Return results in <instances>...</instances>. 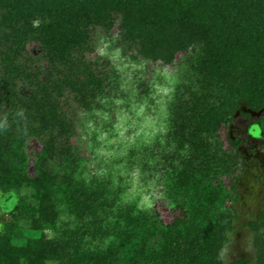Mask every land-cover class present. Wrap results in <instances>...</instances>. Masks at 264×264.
<instances>
[{"label":"trees","instance_id":"16d2710c","mask_svg":"<svg viewBox=\"0 0 264 264\" xmlns=\"http://www.w3.org/2000/svg\"><path fill=\"white\" fill-rule=\"evenodd\" d=\"M116 27L122 53H182L181 66L165 143L120 147L92 174L71 139L80 110L102 107L121 78L89 57ZM261 109L264 0H0V264H264V210L249 222L256 258L224 257L247 168L232 123ZM134 181L164 186L171 221L140 206ZM23 222L57 233L30 237Z\"/></svg>","mask_w":264,"mask_h":264},{"label":"rangeland","instance_id":"374dc122","mask_svg":"<svg viewBox=\"0 0 264 264\" xmlns=\"http://www.w3.org/2000/svg\"><path fill=\"white\" fill-rule=\"evenodd\" d=\"M118 29L114 30L113 38L104 35L90 58L104 55L110 59L111 66L117 67L121 78L109 96L101 100L102 107L80 110L77 118L76 132L72 136V143L78 146L79 151L86 156L85 171L92 174H101L106 170V164L120 147L135 143H150L158 136L161 143H165L168 130V100L172 94L175 76L180 70L178 53L173 64H163L161 61H151L143 57L133 58L122 53L121 48L114 41ZM145 82V85L141 83ZM112 86V85H111ZM145 89V90H143ZM264 118V109L255 111L249 116L237 114L231 133L241 137V149L246 157V172L239 183V197L235 203L237 219L231 234L230 245L224 253L225 259L233 263L238 257L256 258L255 232L249 222L255 220L264 210V129H258L260 136L250 133L251 123ZM41 144L37 138L29 140L26 146L28 156V172L33 173V159ZM161 183L152 181L149 184H140L137 181L131 184L133 195L139 196V204L149 210L159 211L165 222L171 221L176 214L164 193ZM30 188H24L21 195L27 194L29 202L37 200L30 197ZM4 193L0 189V228H3L4 214L1 200ZM60 217V218H59ZM58 221H62L60 214ZM60 223V222H58ZM21 229L27 236L55 237L53 229L30 227L27 222L21 224ZM47 264H56L48 261Z\"/></svg>","mask_w":264,"mask_h":264},{"label":"flooded vegetation","instance_id":"af4514ba","mask_svg":"<svg viewBox=\"0 0 264 264\" xmlns=\"http://www.w3.org/2000/svg\"><path fill=\"white\" fill-rule=\"evenodd\" d=\"M256 126H259V128L258 129H260L261 130V132H262V130L264 129V126H261V124H260V122L259 121H255V122H253V123H251V126H250V133L253 135V136H260L261 134L258 132L257 133V128H255ZM243 143V142H242Z\"/></svg>","mask_w":264,"mask_h":264},{"label":"water","instance_id":"95a60500","mask_svg":"<svg viewBox=\"0 0 264 264\" xmlns=\"http://www.w3.org/2000/svg\"><path fill=\"white\" fill-rule=\"evenodd\" d=\"M262 110V109H261ZM257 112V111H256ZM245 174V173H244ZM244 174H243V176H244ZM243 176L241 177V179L243 178ZM241 179H240V181H241ZM240 181H239V183H240ZM239 183H238V187H239Z\"/></svg>","mask_w":264,"mask_h":264}]
</instances>
